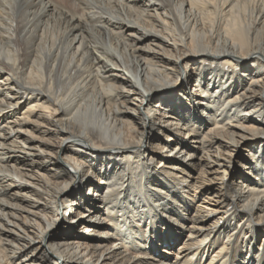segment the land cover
Segmentation results:
<instances>
[{"label":"bare ground","instance_id":"1","mask_svg":"<svg viewBox=\"0 0 264 264\" xmlns=\"http://www.w3.org/2000/svg\"><path fill=\"white\" fill-rule=\"evenodd\" d=\"M0 264H264V0H0Z\"/></svg>","mask_w":264,"mask_h":264},{"label":"rangeland","instance_id":"2","mask_svg":"<svg viewBox=\"0 0 264 264\" xmlns=\"http://www.w3.org/2000/svg\"><path fill=\"white\" fill-rule=\"evenodd\" d=\"M190 86H191V85H190ZM246 153H247L246 151H245V152H242V155H243V156H245V155H246ZM172 254H174V253H172ZM169 257H170V259H171L173 256H172V255H170Z\"/></svg>","mask_w":264,"mask_h":264}]
</instances>
